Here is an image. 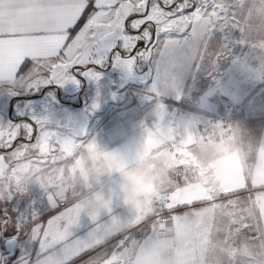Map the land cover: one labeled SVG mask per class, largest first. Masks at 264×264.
I'll return each mask as SVG.
<instances>
[{"label":"crops","instance_id":"crops-1","mask_svg":"<svg viewBox=\"0 0 264 264\" xmlns=\"http://www.w3.org/2000/svg\"><path fill=\"white\" fill-rule=\"evenodd\" d=\"M218 2L235 7L236 21L263 18L254 14L256 10L264 13V0ZM259 35L264 36V30ZM229 51L231 55L217 65L215 80L208 82V75L196 73L182 80L179 100L169 94L159 101L166 108L162 127H157V101L140 64L127 73L107 62L95 69L96 80L74 74L75 83L26 92L22 100L0 89V120L42 119L48 129L79 144L71 153L49 158L46 165L35 163L39 157L27 153L10 162L8 175L33 198L41 197L38 185L49 179L60 184L69 197H76L83 206L73 229L76 236H85L93 226L88 213L97 196L109 201L115 216L101 212L98 222L115 218L122 226L110 234L107 264L112 259L121 264H264V180L254 174L264 167V39ZM225 101L235 124V134L226 144L201 141L196 127L179 132L168 128L169 121L197 126L205 117L223 112ZM173 141L198 167L197 180L175 181L170 176L177 163L165 144ZM129 144L134 146V155L147 156L160 166L154 195L167 205L176 193L186 194L190 201L177 211L170 210L162 231H151L149 214L124 208L110 192L118 173L134 162L120 157L121 149ZM82 152L89 154L95 183L77 179ZM112 157L122 163L119 170ZM17 166L29 171L30 183L13 171ZM136 224L139 227H132Z\"/></svg>","mask_w":264,"mask_h":264},{"label":"snow or ice","instance_id":"snow-or-ice-1","mask_svg":"<svg viewBox=\"0 0 264 264\" xmlns=\"http://www.w3.org/2000/svg\"><path fill=\"white\" fill-rule=\"evenodd\" d=\"M229 21H236L235 7L218 0H0V89L22 100L26 92L75 83L74 74L96 80L95 69L107 62L127 73L140 64L162 127L166 108L159 101L169 94L179 100L182 80L200 72L211 77L230 49L245 46ZM167 125L175 132L196 127ZM78 146L42 119L0 120V264H94L107 253L110 234L122 226L115 218L98 222L101 212L112 215L109 201L97 196L88 213L93 226L76 236L83 212L76 197L49 179L38 185L41 197L33 198L7 172L27 153L46 165ZM112 163L117 170L123 166L115 157ZM185 195L170 196L168 209L190 203ZM9 242L18 250L8 251Z\"/></svg>","mask_w":264,"mask_h":264},{"label":"clouds","instance_id":"clouds-1","mask_svg":"<svg viewBox=\"0 0 264 264\" xmlns=\"http://www.w3.org/2000/svg\"><path fill=\"white\" fill-rule=\"evenodd\" d=\"M134 146L129 144L120 151V157L124 160L133 159L134 162L122 169L110 192L119 199L120 204L134 213L145 215L152 211L153 195L160 179V166L157 162L144 155H134ZM80 171L77 179L97 181L95 169L91 166L87 152L80 153ZM13 171L24 183H30L32 176L25 168L17 166ZM255 176L264 180V167L255 169Z\"/></svg>","mask_w":264,"mask_h":264},{"label":"built area","instance_id":"built-area-1","mask_svg":"<svg viewBox=\"0 0 264 264\" xmlns=\"http://www.w3.org/2000/svg\"><path fill=\"white\" fill-rule=\"evenodd\" d=\"M217 77L216 73L208 77L207 81L211 82ZM223 112H216L209 115L197 123L196 133L201 141L213 144H226L235 134V124L228 111L230 105L228 102L223 103ZM165 148L172 153L177 163L175 171L170 176L175 181H194L199 177V169L192 162L185 158L179 144L176 141L168 142ZM152 211L148 216V224L151 231H162L164 225L168 222L170 210L166 201L158 196L153 195Z\"/></svg>","mask_w":264,"mask_h":264},{"label":"rangeland","instance_id":"rangeland-1","mask_svg":"<svg viewBox=\"0 0 264 264\" xmlns=\"http://www.w3.org/2000/svg\"><path fill=\"white\" fill-rule=\"evenodd\" d=\"M255 16H262L263 18L259 19H250V20H238V21H230V26L237 27L238 31L235 33V38H242L245 42V46L242 47H248L252 44H255L259 42L261 39H264L263 35H259L261 31L264 30V13H259L257 10L254 14ZM253 15V16H254ZM238 47H241L240 45H237ZM105 252H101L100 255H103ZM119 259L116 260H110L108 264H121V261L117 262ZM94 264H107L106 262V253L98 262L94 261Z\"/></svg>","mask_w":264,"mask_h":264},{"label":"water","instance_id":"water-1","mask_svg":"<svg viewBox=\"0 0 264 264\" xmlns=\"http://www.w3.org/2000/svg\"><path fill=\"white\" fill-rule=\"evenodd\" d=\"M15 242H9L8 251H14Z\"/></svg>","mask_w":264,"mask_h":264}]
</instances>
